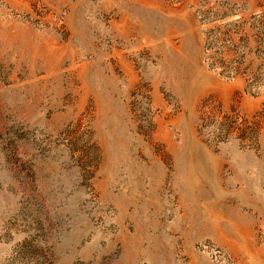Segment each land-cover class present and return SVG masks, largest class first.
I'll list each match as a JSON object with an SVG mask.
<instances>
[{
	"label": "rangeland",
	"instance_id": "374dc122",
	"mask_svg": "<svg viewBox=\"0 0 264 264\" xmlns=\"http://www.w3.org/2000/svg\"><path fill=\"white\" fill-rule=\"evenodd\" d=\"M0 264H264V0H0Z\"/></svg>",
	"mask_w": 264,
	"mask_h": 264
}]
</instances>
